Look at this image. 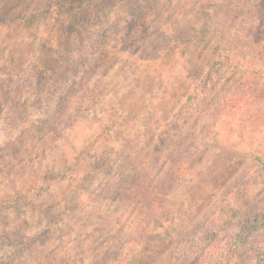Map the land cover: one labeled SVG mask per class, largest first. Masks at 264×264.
I'll return each instance as SVG.
<instances>
[{
	"label": "rangeland",
	"instance_id": "374dc122",
	"mask_svg": "<svg viewBox=\"0 0 264 264\" xmlns=\"http://www.w3.org/2000/svg\"><path fill=\"white\" fill-rule=\"evenodd\" d=\"M0 264H264V0H0Z\"/></svg>",
	"mask_w": 264,
	"mask_h": 264
},
{
	"label": "trees",
	"instance_id": "16d2710c",
	"mask_svg": "<svg viewBox=\"0 0 264 264\" xmlns=\"http://www.w3.org/2000/svg\"><path fill=\"white\" fill-rule=\"evenodd\" d=\"M217 173H218V171H217V169H216L215 172H214V174H215L214 176H216ZM214 178H215V177H212V180H213ZM212 180H210L209 182H211ZM152 199H153V198H152ZM152 199H151V200H152ZM159 204H160V207H161L162 201H160ZM154 206H155V203H152L151 207H154ZM151 207H149L150 210H151Z\"/></svg>",
	"mask_w": 264,
	"mask_h": 264
}]
</instances>
